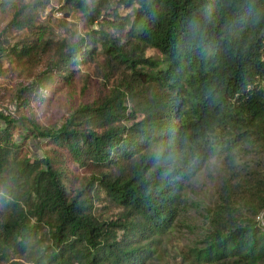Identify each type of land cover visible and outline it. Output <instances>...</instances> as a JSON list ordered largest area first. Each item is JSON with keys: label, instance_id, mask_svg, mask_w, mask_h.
Returning a JSON list of instances; mask_svg holds the SVG:
<instances>
[{"label": "trees", "instance_id": "16d2710c", "mask_svg": "<svg viewBox=\"0 0 264 264\" xmlns=\"http://www.w3.org/2000/svg\"><path fill=\"white\" fill-rule=\"evenodd\" d=\"M45 3L0 0L16 107L99 53L108 87L57 127L0 111V264H153L202 182L172 264H264V0H63L88 25L68 40Z\"/></svg>", "mask_w": 264, "mask_h": 264}, {"label": "rangeland", "instance_id": "374dc122", "mask_svg": "<svg viewBox=\"0 0 264 264\" xmlns=\"http://www.w3.org/2000/svg\"><path fill=\"white\" fill-rule=\"evenodd\" d=\"M37 1L40 3L46 1L43 7H37L36 10V22L43 26L45 32L43 37L45 39L66 38L68 40L70 36L83 34L87 30L88 25L82 14L77 11H65V8H62L63 0ZM64 11L66 14H64ZM119 12L123 14L128 10L120 9ZM9 15L8 12L0 14V28L7 21ZM92 27H95V25ZM26 35L22 32L12 34L9 37L10 43ZM145 55L155 57L157 52L148 49ZM102 60V54L99 53L92 60L76 65L74 67L76 70H74L70 79L62 81L55 78L53 80L55 84L46 91L44 100L35 99L29 101L28 106L17 108L13 95H15L20 83L24 81L22 79L26 77L25 70L26 72L27 70L32 72V70L25 64H19L4 57L3 69L0 72V111L15 118H21V121L25 124L26 120L29 119L40 127H57L74 107L89 102L97 93L103 92L106 85L108 87V83H105L100 74ZM187 200L188 205L183 209L182 215V217L185 216V223L181 221L180 232H176L177 235L167 234L162 237L161 246L157 252L159 257L152 262L153 264H172L178 255V249L195 235L200 227L199 215L201 210L209 202L208 187L203 182L195 185L191 192L187 194ZM188 220H190V224L186 223Z\"/></svg>", "mask_w": 264, "mask_h": 264}]
</instances>
